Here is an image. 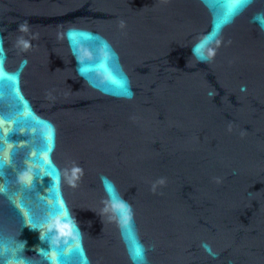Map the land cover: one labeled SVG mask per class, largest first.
Instances as JSON below:
<instances>
[{
    "label": "snow or ice",
    "instance_id": "6c2138e0",
    "mask_svg": "<svg viewBox=\"0 0 264 264\" xmlns=\"http://www.w3.org/2000/svg\"><path fill=\"white\" fill-rule=\"evenodd\" d=\"M247 3V0H238V7L237 10L239 9V6H242L243 4ZM3 77L0 76V79H2Z\"/></svg>",
    "mask_w": 264,
    "mask_h": 264
}]
</instances>
